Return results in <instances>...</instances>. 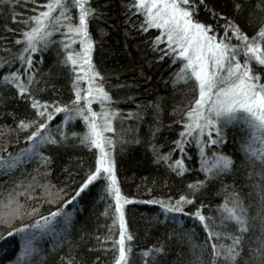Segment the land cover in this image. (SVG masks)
<instances>
[{
  "label": "snow or ice",
  "instance_id": "snow-or-ice-1",
  "mask_svg": "<svg viewBox=\"0 0 264 264\" xmlns=\"http://www.w3.org/2000/svg\"><path fill=\"white\" fill-rule=\"evenodd\" d=\"M0 3L18 5L20 0H0ZM23 6L29 10L10 12V18L22 27L5 26L6 31L19 35L13 42H6L4 56L0 57V70L4 72L0 76V88H14L15 95L26 99L34 112L27 118L16 120L14 117V126L0 125L3 128L0 131L3 139L0 175L8 176L16 170L23 172L24 165L36 164L30 183L25 186L20 181L15 182L6 193V201L0 200V225L7 229L0 239L15 233L23 241L15 264H31V259L25 261L24 257L39 254L32 242L48 232L51 224L59 223L57 217L62 218L66 227L70 220L64 205L93 183L100 188L99 198L115 202L109 232L98 237L96 244L98 248L113 250L112 264H134L136 256L141 264H264V22L250 36L231 17L218 13L205 0H127L126 14L135 17L132 27L138 25L143 32L155 29L151 46L160 53L156 59L167 57L168 63L176 66L168 78L173 91L190 93L182 115L170 121V124L180 125L176 138L170 142L168 151H161L156 137L163 127L160 119L163 101L157 97L137 103L135 111L129 110L127 116H123L116 105L120 99L133 100V97L113 96L111 88L126 85L118 82L106 88L105 74L94 65V40L89 24L102 16L100 9L94 7L91 0H24ZM201 6L209 16L208 21L198 17ZM234 6L240 9L239 3ZM99 31L103 33V29ZM13 44L19 45L15 51ZM76 44L78 47L73 48ZM50 47L57 50V63L71 75L72 95L65 103L37 95L41 74H33L32 54ZM14 64L17 67L13 68ZM43 83L45 87H54L46 80ZM180 108L181 105H177L172 111L176 113ZM54 117L59 120L55 127L50 123L54 122ZM117 119H132L134 123L127 129H117L114 124ZM76 124H81L83 130H75ZM141 126L147 130L143 138L129 135ZM230 131L237 145V155L224 149ZM13 133L15 137L10 139ZM21 133H25L23 145L20 144ZM69 143L94 150V164L80 178L74 195H68L63 187L58 188L47 179L52 160L46 153L54 146ZM129 143H145L158 164L179 176L189 171L185 157L191 159L188 149L195 146L198 170L203 178L189 182L187 190L174 202L171 197L169 202L148 201L159 204L165 213L174 214L169 219L176 226L183 221L175 214L198 221L203 239H197L192 229L172 233L187 245V254L185 250H175L171 255L173 250L163 242L132 251L134 237L126 226L123 207L132 198L122 194L113 160L116 146ZM9 144L15 148L10 149ZM172 153H177L175 158ZM237 159L248 170V178L259 177V182L253 181L250 185L257 193L255 202L246 198L234 182L231 185L223 182L225 176L236 170ZM37 177L44 178V183H39ZM213 180L221 181L217 193L222 195L220 202L216 205L197 203L198 194ZM33 184L48 197V202L62 199V203L54 211L39 215L38 206L44 201L37 200V207L28 209V214H35L36 220L12 226L25 215V205L19 197L25 195L32 199ZM64 196L67 199H63ZM247 196H251V191ZM253 203L256 208L252 207ZM185 205L191 208L186 211ZM111 207L106 204V215ZM257 220L258 229L253 223ZM117 223L119 235L114 237L112 226ZM64 259L66 264H79L71 255Z\"/></svg>",
  "mask_w": 264,
  "mask_h": 264
},
{
  "label": "trees",
  "instance_id": "trees-1",
  "mask_svg": "<svg viewBox=\"0 0 264 264\" xmlns=\"http://www.w3.org/2000/svg\"><path fill=\"white\" fill-rule=\"evenodd\" d=\"M205 3L218 13H224L231 17L250 36L256 31L259 24L264 22V0H205ZM237 3L240 4L239 10L234 6ZM23 4L24 0H20L18 5L5 6L4 3H0V57L4 56L6 42H13L19 35V33L6 31L5 26L9 29L22 27L10 18V12L13 9L16 13L27 12L29 9L25 8ZM91 4L102 12L99 19L90 21L89 31L94 40L92 59L97 69L105 74L107 81L105 87L118 82L126 85L120 89L111 88L113 96L128 95L133 97V100L120 99L116 105L123 116H127L129 110L135 111L137 103H146L157 97L163 101L160 115L163 127L156 137V143L162 146L161 151H168L171 146L170 142L176 138L180 128V125L170 124V121L175 120L178 114L182 115L183 105L190 96V93L173 91L168 82L170 73L176 66L170 65L167 57L162 60L156 59L160 53L151 46L152 36L156 34V30L149 29L147 32H143L139 30L138 25L132 27L135 17L126 14L127 0H91ZM30 7L31 5H29ZM198 17L202 21L209 20L203 6L199 8ZM219 23L223 25V19H220ZM99 29H103V33ZM18 47L19 45L13 44V51ZM32 55L35 62L33 74H41L40 90L37 95L45 100L67 102L72 95L71 75L67 68L61 67L57 63V50L50 47L47 51ZM12 67L15 68L17 65L14 64ZM3 74V70H0V76ZM45 80L54 87H45L43 83ZM177 105H181V108L174 113L172 110ZM94 107L99 110L95 103ZM31 115H34V112L29 106V102L15 95L14 88H0V125L14 126V117L19 120ZM53 121L55 123H50L55 127L59 120L54 117ZM133 123L132 119L114 120L117 129L121 127L127 129ZM75 130L82 131V125L76 124ZM0 131H3V128H0ZM146 131V127L141 126L134 129V132L129 135L143 138ZM24 134H20L21 145L26 143L22 139ZM14 137L15 133L11 134L9 138ZM232 137L233 133L230 131L229 141L224 145V149L230 154L237 155V145ZM2 145L3 139L0 138V146ZM9 148L14 149L15 145L9 144ZM188 151L191 153V159L185 157V163L189 171H186L183 176H179L168 171L165 165L158 164L152 151L145 143H129L123 147L117 145L114 149L113 160L121 192L132 198L123 207L126 226L134 237L131 242L134 253L137 249H144L149 245L163 242L166 247L173 250L171 255L175 254V250H185L187 254V245L172 234L180 232L182 229H192L196 232L197 239H203L199 223L192 217L175 214L180 216L183 221L180 226H176L169 219L174 214L165 213L157 203H148L150 200L169 202V197L174 202L179 194L187 190L189 182L203 178V173L198 170L199 158L195 153V146L193 145ZM93 152L94 150L72 143L54 146L49 153H46L51 156L52 160L49 165L51 172L47 179L58 188L63 187L64 192L68 195H74L73 190L78 186L80 178L88 167L94 164ZM176 155L177 153H172L173 158ZM236 165V170L225 176L223 182L230 185L234 182L237 187L241 188L246 198H250L254 202L257 201V193L250 188V185L253 181L259 182V177L248 178V170L240 164L239 159L236 160ZM35 167V163H28L23 166V172L16 170L8 176L0 175V182H2L0 183V200L6 201V193L15 182L20 181L27 186L33 175L32 169ZM37 179L39 183H44V178L37 177ZM220 187L221 181L213 180L198 194L196 202L202 201L205 205H216L222 199V195L217 194ZM32 189H34L32 199H28L25 195L19 197L25 205V215L15 220L12 226L36 220V215L28 214V209L36 208L37 200L44 201L38 206L39 215H46L49 211L60 207L62 199L50 203L48 197L41 194L37 185L33 184ZM250 191L251 196L248 197L247 194ZM99 197L100 188L95 183L86 190H82L79 195H75V201L71 203L69 201L64 205V209L69 215V224L65 227L62 223L58 232L37 237L32 243L39 249V254L33 253L30 258L24 257V260L31 259V264H66L64 258L71 255L79 264H112L113 250L98 248L96 244L98 237L109 232V225L113 219L111 211L114 210L115 202L110 198L105 200ZM63 199H67V196H64ZM106 204L112 206L107 215L105 214ZM256 206V203H253L252 207L256 208ZM190 208L191 205H185L186 211ZM253 223L257 224L258 229V220ZM118 228V223L112 226V236L119 235ZM4 230L7 229L0 225V235ZM106 243L111 244L112 241ZM22 244L20 236L15 233L0 239V264H15L16 255L21 251ZM134 264H141L139 256L134 258Z\"/></svg>",
  "mask_w": 264,
  "mask_h": 264
},
{
  "label": "rangeland",
  "instance_id": "rangeland-1",
  "mask_svg": "<svg viewBox=\"0 0 264 264\" xmlns=\"http://www.w3.org/2000/svg\"><path fill=\"white\" fill-rule=\"evenodd\" d=\"M153 30H155V29H153ZM77 47H78V44L73 45V48H77ZM73 201H75V200L70 201V203L73 202ZM56 220L59 221V223H53V224H51L49 231L46 232L43 235L52 234V233H54L55 231H58L61 228L62 218L61 217H57Z\"/></svg>",
  "mask_w": 264,
  "mask_h": 264
},
{
  "label": "bare ground",
  "instance_id": "bare-ground-1",
  "mask_svg": "<svg viewBox=\"0 0 264 264\" xmlns=\"http://www.w3.org/2000/svg\"><path fill=\"white\" fill-rule=\"evenodd\" d=\"M58 231H59V230H58ZM58 231H57V232H58Z\"/></svg>",
  "mask_w": 264,
  "mask_h": 264
}]
</instances>
